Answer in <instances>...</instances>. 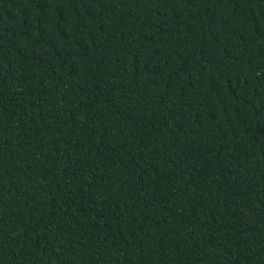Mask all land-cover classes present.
I'll return each instance as SVG.
<instances>
[{
	"label": "trees",
	"instance_id": "trees-1",
	"mask_svg": "<svg viewBox=\"0 0 264 264\" xmlns=\"http://www.w3.org/2000/svg\"><path fill=\"white\" fill-rule=\"evenodd\" d=\"M0 264H264V0H0Z\"/></svg>",
	"mask_w": 264,
	"mask_h": 264
}]
</instances>
